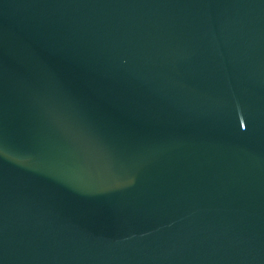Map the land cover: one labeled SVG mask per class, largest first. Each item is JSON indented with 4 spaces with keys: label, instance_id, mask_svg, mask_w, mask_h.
<instances>
[{
    "label": "water",
    "instance_id": "obj_1",
    "mask_svg": "<svg viewBox=\"0 0 264 264\" xmlns=\"http://www.w3.org/2000/svg\"><path fill=\"white\" fill-rule=\"evenodd\" d=\"M0 264H264V0H0Z\"/></svg>",
    "mask_w": 264,
    "mask_h": 264
}]
</instances>
